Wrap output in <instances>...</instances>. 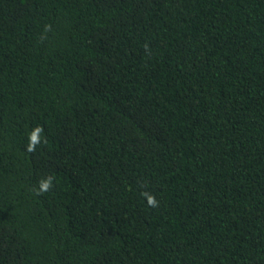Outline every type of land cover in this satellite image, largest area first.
I'll list each match as a JSON object with an SVG mask.
<instances>
[{
  "label": "trees",
  "instance_id": "trees-1",
  "mask_svg": "<svg viewBox=\"0 0 264 264\" xmlns=\"http://www.w3.org/2000/svg\"><path fill=\"white\" fill-rule=\"evenodd\" d=\"M0 264H264V0H0Z\"/></svg>",
  "mask_w": 264,
  "mask_h": 264
},
{
  "label": "clouds",
  "instance_id": "clouds-1",
  "mask_svg": "<svg viewBox=\"0 0 264 264\" xmlns=\"http://www.w3.org/2000/svg\"><path fill=\"white\" fill-rule=\"evenodd\" d=\"M38 137L36 135L35 132L31 133L30 134V142H29V145H28V150L29 151H35V146L36 144L38 143ZM52 186V178L49 177L43 181H41L40 183V191L41 192H46L49 190V188ZM149 203L151 204H155V200L150 198L149 199Z\"/></svg>",
  "mask_w": 264,
  "mask_h": 264
}]
</instances>
